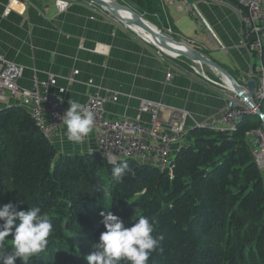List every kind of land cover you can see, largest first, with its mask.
I'll return each mask as SVG.
<instances>
[{
	"label": "trees",
	"instance_id": "obj_1",
	"mask_svg": "<svg viewBox=\"0 0 264 264\" xmlns=\"http://www.w3.org/2000/svg\"><path fill=\"white\" fill-rule=\"evenodd\" d=\"M159 1L124 0L146 17L160 12ZM260 123L245 114L234 131L190 129L160 170L133 159L110 164L99 152L59 153L30 113L11 104L0 109V205L39 207L54 226L47 249L29 264H87L106 230L104 210L126 227L138 215L150 219L163 239L149 264H264V174L246 136ZM122 162L129 172L116 183L111 169Z\"/></svg>",
	"mask_w": 264,
	"mask_h": 264
},
{
	"label": "crops",
	"instance_id": "obj_2",
	"mask_svg": "<svg viewBox=\"0 0 264 264\" xmlns=\"http://www.w3.org/2000/svg\"><path fill=\"white\" fill-rule=\"evenodd\" d=\"M159 2L160 12L150 15L159 25L150 21L152 25L175 42L189 44L221 68L226 66L228 70L223 69L235 82L247 87V82L254 78V61L258 64V59L243 40L233 0L198 4L208 27L201 25L179 0ZM54 3L55 0H0V57L23 68L21 88L31 90L34 77L43 81L54 76L57 86L51 92L64 88L61 97L65 103L71 99L84 103L87 95L95 91L92 85L88 86L91 81L95 87L109 90L117 97V101L104 104L107 119L139 117L148 122V116L138 111L140 100L147 99L184 110L197 124L219 122L227 100L220 88L192 75L189 59L162 56L87 0H73L62 13ZM216 40L225 52L219 50ZM262 50L264 65V37ZM203 68L210 79L218 80L215 69L204 64ZM73 71L78 73L73 75ZM169 73L171 79L167 80ZM70 77L73 81L68 80ZM11 104L18 102L0 103V109ZM165 119L166 113H160V121L163 123ZM193 126L189 121L187 129ZM184 140L172 147L171 155L186 144ZM52 142L59 153L97 152L94 130L83 143L76 144L67 140L64 126Z\"/></svg>",
	"mask_w": 264,
	"mask_h": 264
},
{
	"label": "built area",
	"instance_id": "obj_3",
	"mask_svg": "<svg viewBox=\"0 0 264 264\" xmlns=\"http://www.w3.org/2000/svg\"><path fill=\"white\" fill-rule=\"evenodd\" d=\"M160 1L162 3L163 1L172 3L174 0ZM179 1L181 6L190 12L201 25L203 24L208 27L198 4L205 1L213 2L215 0ZM233 1L236 4V13L242 24L243 40L250 53H253L258 59V64L253 66L255 89L252 93V100L257 108H259L260 101L264 99V65L262 62L264 0ZM72 2L73 0H55L54 4L57 11L62 13L71 6ZM90 4L94 6V4ZM6 10L9 11V9ZM100 13L112 17L103 9H100ZM159 32L161 33V31ZM163 35L166 36L165 34ZM216 42L220 50L225 52L226 50L221 43L218 40ZM175 43L182 46V51L185 53L190 50L194 51L187 43ZM157 50L162 56L164 55L173 60L181 57L177 54L170 56L167 53H162L159 49ZM189 61L188 68L193 76L199 77L202 81L213 87L220 88L221 92L229 100V105L221 112L220 120L216 124H197L188 112L166 107L161 103L147 99L140 100L138 111L140 115L148 116V122H142L139 117L136 119L129 117H121L115 120L107 119L105 117L104 104L117 101L116 95L109 90L95 87L91 81L88 82V86L92 85L95 91L88 94L86 101L80 104L94 114L97 152L108 163L114 164L122 159H133L140 164L164 170L170 165L172 147L179 144L186 137L189 121L194 125L192 129L203 127L217 131L230 132L235 130L238 121L248 112L246 104H243L236 95L232 85L230 88L225 84L226 82L220 74L216 73V75L221 76L218 80L210 79L205 74L202 63L193 60ZM0 63V103L16 100L18 105L30 113L44 137L52 142L56 133L65 126L62 117L70 107L69 103H65L61 97L65 91L64 88H57L56 93L51 92L57 86V80L56 77L49 76L48 79L43 81H39L34 77L32 79V89H23L19 86V81L23 76V68L4 60L2 57H0ZM77 73V71H73L72 74L76 75ZM166 78L170 80L171 74H167ZM68 80L73 81V77H70ZM242 88L246 90V87ZM162 112L166 113V119L163 123L160 121V113ZM246 136L250 139L252 158L260 171L264 172V131L259 128L258 130L249 131Z\"/></svg>",
	"mask_w": 264,
	"mask_h": 264
},
{
	"label": "clouds",
	"instance_id": "obj_4",
	"mask_svg": "<svg viewBox=\"0 0 264 264\" xmlns=\"http://www.w3.org/2000/svg\"><path fill=\"white\" fill-rule=\"evenodd\" d=\"M69 105L62 117L67 140L80 144L94 130V114L75 100L71 99ZM128 172L126 162L115 164L111 178L120 183ZM99 215L106 230L94 244L95 250L86 256L87 264H149L151 255L160 250L163 237L153 235L154 225L148 217L138 215L132 226L126 227L111 211L104 210ZM53 231L51 220L39 207L25 211L18 210L12 202L0 205V264H16L17 259L21 264H29L32 257L47 249ZM10 236L13 249L9 252L5 250V240Z\"/></svg>",
	"mask_w": 264,
	"mask_h": 264
},
{
	"label": "water",
	"instance_id": "obj_5",
	"mask_svg": "<svg viewBox=\"0 0 264 264\" xmlns=\"http://www.w3.org/2000/svg\"><path fill=\"white\" fill-rule=\"evenodd\" d=\"M94 5L102 8L105 10L108 14H110L115 20L119 21L121 24H123L126 28L130 29V25H135L144 30L145 32L149 33L150 35L154 36L155 38L159 37L161 39L162 48L171 50L177 55H180L182 57H185L189 60L198 61L206 66H209L213 69H215L222 77H225L228 81L231 82V85L233 86L236 95L239 97V99L246 104L256 115L261 122V129L264 131V114L257 108L256 104L252 100V93L255 89V80L250 79L247 82L246 90H244L242 87H239L238 84L235 82V80L227 73L223 68H221L219 65H217L215 62L211 61L207 57L195 52V51H188L187 53L183 52L182 50L174 49L173 47H170L167 45L166 41L178 45L173 41L172 39L164 36L161 33H156L146 22V20L141 17L139 14H137L135 11H133L130 7L118 3L116 0H113V4H108L107 2L103 0H87ZM119 11H125L127 13H132L134 16V19L132 21H125L118 13ZM131 30V29H130ZM162 52V51H161ZM163 53V52H162Z\"/></svg>",
	"mask_w": 264,
	"mask_h": 264
},
{
	"label": "bare ground",
	"instance_id": "obj_6",
	"mask_svg": "<svg viewBox=\"0 0 264 264\" xmlns=\"http://www.w3.org/2000/svg\"><path fill=\"white\" fill-rule=\"evenodd\" d=\"M105 2H107L108 4H113V0H103ZM125 21H132L134 19V16L132 13H127L125 11H119L118 13ZM147 22V21H146ZM147 24L156 32V33H160L159 30L152 24L148 23ZM131 29L132 32H134L139 38H141L143 41H145L148 44H151L152 46L156 47L157 49H159L160 51L167 53L170 56H174L175 53L172 52L171 50H167L162 48V44H161V39H159V37L155 38L154 36L150 35L149 33L145 32L144 30H142L141 28H139L138 26L135 25H130L129 27ZM167 45H169L170 47H173L174 49H178V50H183V47L180 45H175V44H171L169 42H167ZM223 80L226 82L225 84L227 86H229L231 88V82L228 81L225 77H222ZM235 91V90H234ZM251 113V112H250Z\"/></svg>",
	"mask_w": 264,
	"mask_h": 264
},
{
	"label": "rangeland",
	"instance_id": "obj_7",
	"mask_svg": "<svg viewBox=\"0 0 264 264\" xmlns=\"http://www.w3.org/2000/svg\"><path fill=\"white\" fill-rule=\"evenodd\" d=\"M118 3H120V4H123V5H126V6H128V7H130L132 10H133V8L128 4V3H125L124 2V0H116ZM148 22H150V21H152L154 24H157V25H159V21L158 20H156V21H154L151 17H146V16H143ZM149 18V19H148ZM151 23V22H150ZM152 24V23H151ZM153 24V25H154ZM155 26V25H154ZM130 32L131 33H133L131 30H130ZM134 34V33H133ZM134 35H136V34H134ZM137 36V35H136ZM138 37V36H137ZM139 38V37H138ZM142 42H144L141 38H139ZM145 43V42H144ZM147 45H149V44H147ZM151 46V45H150ZM151 47H153V46H151ZM156 49V48H155ZM157 50V49H156ZM220 50V49H219ZM221 51V50H220ZM222 52V51H221ZM254 64L255 65H257V62H256V60L254 61ZM218 65V64H217ZM223 68H225V70H228V68L226 67V66H222ZM219 78H221V76L219 75L218 76V79ZM48 79V78H47ZM225 80V79H224ZM224 96H225V98H226V100H227V104H226V106H225V108L229 105V100H228V98L226 97V95L224 94ZM230 96V95H229ZM244 104V103H243ZM232 106V105H231ZM224 108V109H225ZM223 109V110H224ZM247 113L246 114H251V115H254V113H253V111L247 106ZM251 112V113H250ZM256 116V115H255ZM240 121V120H239ZM238 121V122H239ZM260 126H261V123H260ZM259 128H257V129H253V130H251V131H254V130H258ZM263 174H264V172H263Z\"/></svg>",
	"mask_w": 264,
	"mask_h": 264
}]
</instances>
